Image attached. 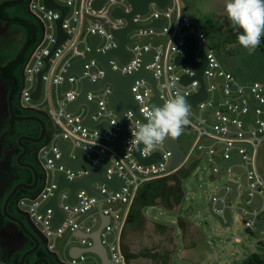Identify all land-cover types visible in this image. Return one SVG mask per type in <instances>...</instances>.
Masks as SVG:
<instances>
[{
    "label": "built area",
    "instance_id": "built-area-1",
    "mask_svg": "<svg viewBox=\"0 0 264 264\" xmlns=\"http://www.w3.org/2000/svg\"><path fill=\"white\" fill-rule=\"evenodd\" d=\"M94 1L54 0L57 6L53 8L47 5L46 0H28V8L42 25L43 34L34 43L24 62V85L20 93V103L24 108H37L33 105L35 100L32 94L37 87L38 75L46 68V60L52 54L49 69L43 74V91L39 101L46 106L41 109L48 113L53 130L49 140L37 151L42 170L39 189L17 199L19 210L42 234L47 250L57 257L56 246L60 240H65L68 252L74 246H92L93 239L88 234L100 228L102 215L108 216L109 221L101 229V241L107 249L111 264H130L124 246V235L141 189L150 182L174 175L184 163L195 156L196 151H200L214 175L226 174L235 177L240 171L244 173L245 192H240L241 182L230 178L221 192L213 194V211L227 223V211L237 212V218L246 230L254 234L264 213V177L257 166V156L264 143V82L238 80L223 66L213 49H208L202 56L197 53L199 48L207 46V36L202 26L183 10L181 0H169L167 7L150 2L146 13L132 15V22L137 27L127 34L125 52L129 61L111 57L110 69L119 75H133L142 68L145 54L151 53L152 59L146 63L145 69L156 81L161 106L177 92L188 98L201 90L202 82L198 78L199 69L196 63L202 62L206 55L203 82L207 96L197 107L190 104L191 123L185 128L195 131V139L189 150L185 151L183 163L177 168H171L173 152L166 139L151 152L143 151L144 145L141 147L142 158H148L154 153L161 156L158 162L144 164L135 153L138 145H130V141L131 128L137 123H146L143 109L153 107L151 101L155 87L150 80L138 78L132 84V93L139 103V114L132 109H127L123 114L126 138L122 150L113 145L121 134L122 122L110 106L114 89L111 83L106 82L100 89L89 90L86 94L88 101L98 105V109L91 115L92 122H109L108 129L92 128L83 123L89 113L86 103L81 104L75 112L67 110L68 104L81 95L84 80L98 84L106 77V66L98 59L87 58L93 50L92 36L98 34L102 38L96 45V51L99 54L109 53L120 45V39L114 31L126 28L130 24L127 16L134 11L131 0H105L98 9L93 6ZM61 7L69 8L62 22L67 38L53 51L58 42V20L63 16ZM117 8L124 15L115 16L114 10ZM157 19H164V25L149 27ZM189 37L196 40L192 53L193 63L178 64L177 57L189 54ZM262 41L264 43L263 35ZM83 58L86 61L82 74L70 73L68 81L71 87L63 92L65 73L75 60ZM183 77H189V84L182 82ZM54 92L57 104L53 100ZM61 139L69 142L67 158L77 159L81 150L87 165L73 168L61 163L64 155L58 145ZM235 153L238 159L233 163ZM107 159L110 160V165L104 171L103 179L93 183L94 194L79 187L75 191L77 203L72 205L69 203L72 189L64 187L59 191L57 204L65 215L62 223L55 227V210L43 208L58 191L59 177L62 175L73 182L85 180L91 174L89 166L100 165ZM220 160L232 163L223 167ZM115 177L123 181L119 189H114L106 182ZM230 182L238 183L236 195ZM257 196H262L260 208L254 206ZM101 202L103 204L100 207ZM234 240L237 243L245 241L238 234ZM260 241L264 242V229L261 231ZM89 254L99 258L94 253L85 252L77 257L69 256L63 262L92 264Z\"/></svg>",
    "mask_w": 264,
    "mask_h": 264
},
{
    "label": "rangeland",
    "instance_id": "rangeland-1",
    "mask_svg": "<svg viewBox=\"0 0 264 264\" xmlns=\"http://www.w3.org/2000/svg\"><path fill=\"white\" fill-rule=\"evenodd\" d=\"M7 2L11 4L3 10L4 19L0 18V68L22 55L31 36L40 39L43 34L42 25L28 8V0H0V5ZM226 2L181 0L183 10L202 26L207 36V46L199 48L197 53L202 56L208 49H213L223 66L238 80L264 82V51L258 47L250 55L239 44L237 36L242 34L243 29L235 28L228 19ZM261 44H264L263 41ZM33 45L27 48L22 61L13 70L20 87L24 83V61L29 57ZM3 77L0 69V209L4 213V223L13 232L14 239L6 250L7 247L1 246L5 233L0 231V247L5 250L0 251V264H15L31 248V234L40 239L44 251H49L41 233L22 214L16 201H12L8 208L10 215L4 211L14 188L31 180L35 170H42L34 150L25 154L22 162L19 161L24 150L21 137H32L36 130L27 128L25 120H15L13 125L11 84ZM53 97L57 104L55 92ZM33 105L40 110L46 107L41 101H34ZM15 106L25 116L38 114L24 108L18 94ZM194 139L195 131L185 128L179 141L186 152ZM257 157L258 169L264 177V143ZM237 159L235 153L233 163ZM220 163L224 167L232 162L220 160ZM230 178L241 182L240 192L244 193L246 181L242 171L235 177L226 174L216 176L203 153L196 151L195 156L184 163L177 173L145 187L143 195L138 197L132 208L134 221H129L124 235L130 264H244L252 253L258 252L257 238H261L264 229V213L257 230L251 234L237 218V212L227 211V223L213 211V194L221 192ZM35 190L29 189V193ZM144 194H148L147 199ZM261 205L262 196H257L254 206L260 208ZM237 234L243 237V243L234 240ZM56 252L59 257L55 254L52 257L58 262L69 259L65 240L57 242ZM89 257L90 263L100 264V259L95 255L89 254Z\"/></svg>",
    "mask_w": 264,
    "mask_h": 264
},
{
    "label": "water",
    "instance_id": "water-1",
    "mask_svg": "<svg viewBox=\"0 0 264 264\" xmlns=\"http://www.w3.org/2000/svg\"><path fill=\"white\" fill-rule=\"evenodd\" d=\"M104 1L105 0H95L93 2V6L98 9L103 5ZM131 1L133 3V6H134V11L132 14L127 16L130 19V24L122 30L114 31L116 36L120 39V45L117 48L113 49L112 51H110L107 54H99L95 48H96V45L98 43H100L102 38L98 34L93 35L91 38L93 50L88 55L87 58L98 59L99 61H101L106 66L107 71H106L105 79L98 84H92V83L84 80L83 81L84 88H83L81 95L75 101L70 102L67 106L68 111L75 112V111H77V109L79 108V106L81 104H83V103L88 104L89 113L86 116V118L84 119L83 123L89 127H92V128L108 129L109 128V122H103L100 124H94L92 122L91 115L94 111H96L98 109V105L96 102L88 101L86 94L89 90L100 89L104 85V83H106V82L111 83L113 85L114 89H113V92H112L111 97H110V106L119 115L121 122H122L121 134L113 142L114 147H116L118 150H122V147H123V144H124V141L126 138V122H125L124 117H123L124 112L127 109H132L139 114V103L135 99V97L132 93L133 82L138 78H146V79L150 80L155 87V94H154V97L151 101L152 106L158 107L160 105V101L158 98V90L156 87V81L154 80L153 76L151 74H149L145 69L146 63L152 59L151 53L145 54L144 64H143L142 68L138 72H136L135 74L129 75V76L119 75V74L115 73L114 71H112L109 67V60L111 57L116 56V57H119L124 62L129 61V56L125 52V45L127 44V34L132 29L137 27V25H135L132 22V15L134 13H138V12L139 13H146L149 9V3L152 1L157 2L162 7H167L169 5V2H170L169 0H131ZM46 3L49 7L54 8L57 6V4L54 2V0H46ZM61 9L63 10V16L58 20V31H59L58 42H57L56 46L54 47L53 51L56 50V48L62 42H64L65 39L67 38V34L65 33V31L62 27V22H63L64 16L69 11V8L68 7H61ZM114 15L115 16H121V15H124V13L121 11L120 8H117L116 10H114ZM164 23H165L164 19H157L153 23H151L149 25V27H162L164 25ZM187 44L189 47V54L187 56L177 57L176 61L178 64L193 63L192 53H193V50L196 46L195 38L189 37L187 39ZM25 50H26V48L23 50L22 54H24ZM51 55L46 60L47 61L46 68L41 70V72L38 75L37 87L32 94V98L35 101H39L41 99L42 91H43V74L49 69V65H50L49 59H50ZM85 61H86L85 58L75 60L72 64V66L70 67V69L65 73V82H64L63 87H62L63 92H65L66 90H68L71 87V83L68 81L69 74L72 72L82 74ZM206 65H207V58H206V55H204L203 61L196 63V66L199 69L198 78L202 82V88L197 94L186 98L188 103L193 105L194 107H197V105L200 103V101H202L207 96V91H206V88H205V85L203 82V73H204ZM190 81L191 80L189 79V77H183V79H182V82L184 84H189ZM15 118H18V117L13 116V119H15ZM146 123H147V120H146ZM42 124L44 126V128H43V136H44L46 133L47 127L45 125V122L42 121ZM51 124H52V122H51ZM51 128L53 130V125H51ZM58 145L60 146V148L64 152V155H63L62 159L60 160L61 163L69 165L73 168H79V167H82L84 165H87L86 162L82 158L81 150H79V152H78L77 159L69 160L67 158L66 151L69 147V142L67 140H65V139L59 140ZM142 146H143V144L139 145L136 148L135 153L144 164H152V163L158 162L160 160L161 156L159 153H154L152 156H150L148 158H142L140 156V149ZM168 146L173 152V160H172L171 168L174 169V168L179 167L183 163V161L185 160V156H186L185 150L182 148L181 143L179 141V138L178 139L168 138ZM109 165H110V160L107 159L105 162L101 163L100 165L89 166L90 170H91V174L88 178H86L85 180H82V181L73 182V181L67 180L62 175L59 177V189H58V191L56 192L55 196L43 208V210L46 208H52L55 210V217L53 219V225L55 227L59 226L62 223V221L64 220V215H65L59 209L58 204H57V198H58L59 191L64 187H70L73 191V194L69 198V203L72 205L76 204L77 203V198L75 195L76 189L79 187H83V188L87 189L91 194H94L95 192L93 191V183L95 181L103 179L104 171L107 169V167ZM35 177H36V181H37V177H38L37 172H35ZM106 182L109 185H111L114 189H119L123 185V181L121 179H119L118 177H115V178L110 179V180H106ZM230 185L232 186V188L234 190V195H236L238 192V183H236V182L231 183L230 182ZM19 187L20 186L18 185L14 188V190L11 192V194L9 195V197L6 201L4 211L7 215H10L7 212L8 203H9L10 199L13 197V195L16 193V191L19 189ZM33 187H35V186H31V188H33ZM102 204H103V202L100 203V207L102 206ZM102 219H103V222H102V225L100 226V228L97 231H95L94 233L88 234L89 237H91L93 239V245L90 247H81V246L72 247L69 250V255L71 257H77L82 253L91 252V253L96 254L99 257L102 264H111V260L109 258L107 249L101 241V229L109 221V217L102 215ZM21 224L24 227V224L22 222H21ZM80 235H85V234H80ZM30 236L34 237L32 234ZM34 239L37 242L36 247L33 250L27 252L23 256V258L20 262L18 260H16L15 264H24L25 258L27 257V255L29 253H31L32 251H35L36 249H38L39 242H38V240H36L35 237H34ZM263 257H264V255H263ZM37 263H35V264H37Z\"/></svg>",
    "mask_w": 264,
    "mask_h": 264
},
{
    "label": "clouds",
    "instance_id": "clouds-1",
    "mask_svg": "<svg viewBox=\"0 0 264 264\" xmlns=\"http://www.w3.org/2000/svg\"><path fill=\"white\" fill-rule=\"evenodd\" d=\"M225 11L233 26L243 29L237 36L239 44L254 54L264 35V0H227ZM143 112L147 123L131 128L130 145L143 144L145 152L154 151L168 138L178 139L191 123V105L179 92L163 105L145 108Z\"/></svg>",
    "mask_w": 264,
    "mask_h": 264
},
{
    "label": "trees",
    "instance_id": "trees-1",
    "mask_svg": "<svg viewBox=\"0 0 264 264\" xmlns=\"http://www.w3.org/2000/svg\"><path fill=\"white\" fill-rule=\"evenodd\" d=\"M10 4L11 3H9V2H7V4L6 3L2 4V6L0 7V14H3V10L7 7V5H10ZM36 41H37V39L35 38V35L31 36L25 47L28 48L31 44H34ZM259 47L264 51V44L262 45L260 42ZM22 59H23V54L16 61L5 65V67H3L4 68L3 69V71H4L3 72V76H4L3 78L5 81H8L11 84V87H10L11 88V93H10L11 112H12V116L18 117V118L13 119V121H12L13 125L15 124V120H25L27 128H29V129L33 128L36 130V133L32 137L22 136L20 141H21V144L23 147H26L27 145L33 144L31 151L34 150V154L36 155V158H37V151L42 146V144L46 143L49 140L51 133H52V128L49 126V124L47 122V118L49 117V115L46 111L39 110L37 108H33L31 110H34L35 113H38V114H36V115L32 114L30 116H25V114H23V112L18 110L17 107L15 106V98H16L17 94H18V96H20L21 87L19 86L18 80L14 76L13 70H14L15 65L18 64L19 62H21ZM27 109H30V108H27ZM42 121L45 122V125L47 127V130H46V133L44 136H43L44 126L42 124ZM25 151H26V149L22 150V154L19 157V161H21V162L23 161L24 155L27 153V151L26 152ZM37 160H38V158H37ZM35 172H37V171L35 170ZM35 181H36V177L34 174V177L31 180H29L28 182H26L24 184L23 183L19 184V186H20L19 189L16 191V193L13 195V197L10 199V201L8 203V207H7L8 213H10L8 208H9L11 202L12 201L15 202L20 196H22L24 194H29V189H32L31 186L35 185ZM156 181H159V180H156ZM151 183L152 182L146 184L141 189L139 196L143 195V192H144L143 189L145 187H147L148 185H150ZM144 198L147 199L148 194L147 195L144 194ZM3 214H4L3 211L0 209V231H3V233H5V235H3V241L1 243V246L5 247V248L7 247L6 248V250H7L9 245L12 243L14 236H13V232L8 230L7 226L5 225ZM133 218H135V215L133 214V210H132V212L130 213V216H129V221L132 220ZM21 220H23V218H21ZM133 221H134V219H133ZM30 240H31V248L30 249L32 250L36 247L37 242L35 241L34 237H32V239L30 238ZM257 246H258V252L252 253L250 255V257L248 258V260L244 264H264V257H263V255H264V242L259 241ZM3 250H4L3 248L0 249V251H3ZM22 256L23 255H21V258H22ZM35 263H37V264H65L62 261L58 262L57 260H55L51 254L44 251L41 247H39L37 250L30 253V255H28V257L25 261V264H35Z\"/></svg>",
    "mask_w": 264,
    "mask_h": 264
},
{
    "label": "flooded vegetation",
    "instance_id": "flooded-vegetation-1",
    "mask_svg": "<svg viewBox=\"0 0 264 264\" xmlns=\"http://www.w3.org/2000/svg\"><path fill=\"white\" fill-rule=\"evenodd\" d=\"M0 7H1V5H0ZM3 15H4V14H1V15H0V18H1L2 20L4 19V16H3ZM26 50H27V48H26ZM26 50H25V52H26ZM25 52H24V54H25ZM24 54H23V55H24ZM0 69H1V73H3V72H4V71H3L4 68L2 67V68H0ZM23 85H24V83H23ZM22 87H23V86H22ZM22 87H21V89H22ZM20 93H21V91H20ZM19 99H20V96H19ZM32 145H33V144L27 145L26 147H24V150L26 149L27 153H29V152L32 150ZM27 153H26V154H27ZM37 174H38V177H37V181H35V185H34L35 187L32 188V189H36V191L39 189V178H40V176H41V172H38V171H37ZM16 201H17V200H16ZM16 205H17V203H16ZM17 207H18V206H17ZM38 232H39V231H38ZM40 235L42 236V234H40ZM35 238H36V237H35ZM36 239H37L38 242H39V247H41L42 245H41V241H40V239H39V238H36ZM42 240H44V237H43V236H42ZM44 242H45V240H44ZM45 244H46V243H45ZM39 247H38V248H39ZM32 250H33V249H32ZM36 250H37V249H36ZM29 251H31V249H29L27 252H29ZM27 252H26V253H27ZM32 252H33V251H32ZM32 252H31V253H32ZM26 253H25V254H26ZM48 253L51 254V255L54 254V253H51V252H48ZM25 254H24V255H25ZM24 255H23V256H24ZM28 255H30V253H29ZM28 255H27V257H28ZM55 255H56V254H55ZM23 256H22V258H23ZM56 256H57V255H56ZM27 257L25 258V261H26ZM22 258H21L20 260H18V261L20 262V261L22 260ZM2 261H3V260H2ZM24 264H25V263H24Z\"/></svg>",
    "mask_w": 264,
    "mask_h": 264
},
{
    "label": "crops",
    "instance_id": "crops-1",
    "mask_svg": "<svg viewBox=\"0 0 264 264\" xmlns=\"http://www.w3.org/2000/svg\"><path fill=\"white\" fill-rule=\"evenodd\" d=\"M47 122H48L49 126L51 127V125H52V124H51V120H50V118H49V117L47 118ZM257 159H258V157H257ZM34 192H36V190H35ZM34 192H33V193H34ZM257 241L259 242V241H260V239H259V238H257ZM258 242H257V244H258Z\"/></svg>",
    "mask_w": 264,
    "mask_h": 264
}]
</instances>
